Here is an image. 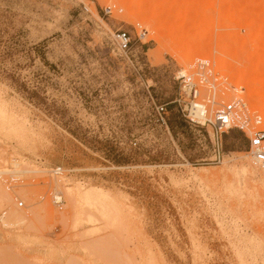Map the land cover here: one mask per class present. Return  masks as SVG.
<instances>
[{
  "label": "rangeland",
  "instance_id": "374dc122",
  "mask_svg": "<svg viewBox=\"0 0 264 264\" xmlns=\"http://www.w3.org/2000/svg\"><path fill=\"white\" fill-rule=\"evenodd\" d=\"M164 3L0 0V172L26 180L13 194L0 176L11 194L0 206V264H264V169L238 129L214 163L212 131L184 116L174 79L179 68L198 79L192 63L207 58L215 102L244 98L252 129H264V48L254 40L264 0H180L177 16L161 14ZM108 6L124 11L109 16ZM177 17L196 40L171 32ZM118 29L134 39L128 57ZM59 166L68 174L55 180ZM87 188L105 197L104 213L73 205L70 194Z\"/></svg>",
  "mask_w": 264,
  "mask_h": 264
},
{
  "label": "built area",
  "instance_id": "2783aa9c",
  "mask_svg": "<svg viewBox=\"0 0 264 264\" xmlns=\"http://www.w3.org/2000/svg\"><path fill=\"white\" fill-rule=\"evenodd\" d=\"M122 8L116 6H108L105 8V14L112 16L115 13H123ZM139 30L138 39L142 40L148 35V31L141 24H137ZM114 43L118 53L128 57V54L132 50L133 37L131 33L126 30L118 29L113 35ZM192 67L195 68V74L186 68H179L174 74V79L180 84V95L176 99L180 106L185 104L186 110H184V116L187 120L196 125L202 127L207 126L212 131V139L216 150L214 163L221 164L223 161V135L228 133L230 130L238 129L246 134L250 141V157L255 167L264 169V129L254 131L252 129V115L248 103L244 98H234L228 102H215L217 86L212 82L211 78L215 75L212 69V64L207 58H195ZM202 83L207 84L209 89V95L203 94L201 85ZM206 103L211 109V113L205 122L202 123L200 119L195 118L191 115L192 109L197 106H205ZM216 107V108H215ZM165 107L160 106L158 112L165 114ZM166 124V122H165ZM74 173V172H70ZM68 174L63 172L61 168H56L54 173L51 175L55 177ZM50 175V176H51ZM2 180L9 190H13L19 185H23L26 180L22 176L13 174L2 175ZM36 179L32 180L36 185ZM50 201L53 206L59 210H63L65 206V200L62 195L56 190H51L49 193ZM44 200L45 196H41ZM19 208H24V202H18Z\"/></svg>",
  "mask_w": 264,
  "mask_h": 264
},
{
  "label": "bare ground",
  "instance_id": "6f19581e",
  "mask_svg": "<svg viewBox=\"0 0 264 264\" xmlns=\"http://www.w3.org/2000/svg\"><path fill=\"white\" fill-rule=\"evenodd\" d=\"M136 1H138V3L140 4V9L142 8V0H136ZM179 2H180V0H165V5H164V9H163V11H162V13L161 14H163V13H167L168 11L167 10H169L170 11V13L172 14V13H176L175 15L177 16L178 14H179V9L178 10H176L177 8H176V6L177 5H180L179 4ZM135 3V2H134ZM155 3V2H154ZM188 6V5H187ZM146 10H148V7H147V9ZM171 10H173V12L171 11ZM182 11V10H181ZM180 11V12H181ZM141 12V11H140ZM141 13H143V10H142V12ZM161 14H158L157 12H153L152 13V15L150 16V18H149V22L150 23H155V20H157V18L161 15ZM181 18V17H180ZM180 18H176V24H175V26L171 29V32L178 38V40H183V39H185L186 41L188 40V38H189V41H192V39L191 38H194V40H196L197 38L196 37H198V35H196L195 37H193V36H191V37H186V35H185V26H184V22L183 23H181V21H180ZM163 23L165 24V21H163ZM261 33L262 34H264V29L261 31ZM261 34V36L263 37V35ZM259 34H258V36L257 37H255L254 38V40L256 41V43L258 44V46H260L261 48H264V38H262ZM205 106H197V107H194L192 110H193V115L194 116H196L198 119L199 118H204V116L206 115V108H204ZM263 113H264V108H263ZM204 120H205V118H204ZM14 161V163L15 164H13V165H17L18 164V162H16V160L14 159L13 160ZM19 165V164H18ZM57 168H61L62 169V171L63 172H66L67 170H66V168L65 167H63V166H59V167H57ZM56 169V168H55ZM55 169H53V170H51L49 173L51 174V173H54V170ZM69 171H71V172H73V170H69ZM30 173H32V172H30ZM4 174H13V175H17V176H24V172L23 171H19V170H16V169H13L10 173H4V172H0V176H1V179H2V175H4ZM52 177H54L55 178V180H58V178H61V177H65V175L63 174L62 176H59V177H55V176H53L52 175ZM67 183V182H66ZM5 185V184H4ZM3 185H1L0 184V206L6 201V200H8L9 199V197H10V195L11 194H9L7 191H6V189L8 190V191H10V192H13V194H15L16 193V191H17V189L18 188H21V187H24V186H26V182L23 184V185H19V186H17V187H15L13 190H9L8 188H7V186H6V189L5 188H3L2 187ZM85 189V188H84ZM54 190H56V189H54ZM83 190V189H82ZM56 191H58V190H56ZM78 192V191H77ZM58 193L60 194V195H62V193L60 192V191H58ZM20 194L21 195H23L22 194V191L20 192ZM80 194V193H79ZM24 196V195H23ZM26 197V196H25ZM70 197H71V201H72V203H73V205L74 206H78L79 205V203H80V201H84L87 205H89V206H94L95 208H96V210L97 211H99V212H101V213H104V211L106 210V207H107V204L108 203H106L105 202V197L101 194V193H96V192H94L93 190H91V189H89V188H87L86 190H84V192H83V194H82V196L81 197H78L76 194H74L73 193V195H71L70 194ZM62 198H63V196H62ZM5 214H6V212H5ZM4 215V213L2 214V216ZM6 216V215H5ZM3 219V218H2ZM7 219V218H6Z\"/></svg>",
  "mask_w": 264,
  "mask_h": 264
}]
</instances>
